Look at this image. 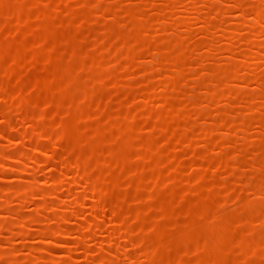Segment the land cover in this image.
Returning <instances> with one entry per match:
<instances>
[{"label": "rangeland", "instance_id": "1", "mask_svg": "<svg viewBox=\"0 0 264 264\" xmlns=\"http://www.w3.org/2000/svg\"><path fill=\"white\" fill-rule=\"evenodd\" d=\"M0 264H264V0H0Z\"/></svg>", "mask_w": 264, "mask_h": 264}]
</instances>
